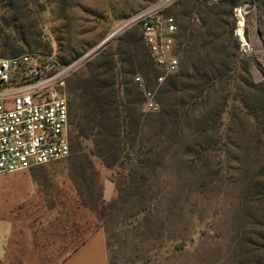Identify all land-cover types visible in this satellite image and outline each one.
<instances>
[{
  "label": "rangeland",
  "instance_id": "374dc122",
  "mask_svg": "<svg viewBox=\"0 0 264 264\" xmlns=\"http://www.w3.org/2000/svg\"><path fill=\"white\" fill-rule=\"evenodd\" d=\"M162 1L0 0V57L40 52L66 63L105 41L69 78L68 94L92 79L120 85L122 106L109 112L119 114L126 146L116 167L97 164L84 181L68 160L0 177V264H62L98 230L112 264H264V0L165 4L180 68L153 113L130 88L135 75L153 87L156 73L128 63L144 59L139 28L111 35ZM74 103L70 118L88 153L92 123ZM87 186L113 203L102 219L82 205Z\"/></svg>",
  "mask_w": 264,
  "mask_h": 264
},
{
  "label": "built area",
  "instance_id": "2783aa9c",
  "mask_svg": "<svg viewBox=\"0 0 264 264\" xmlns=\"http://www.w3.org/2000/svg\"><path fill=\"white\" fill-rule=\"evenodd\" d=\"M169 1L137 12L111 35L131 26L140 30L158 71L153 87L141 75L132 78L146 112L160 110L157 93L180 68L177 24L172 16L161 12ZM102 44L66 63L51 53L0 57V177L71 156L68 80Z\"/></svg>",
  "mask_w": 264,
  "mask_h": 264
},
{
  "label": "trees",
  "instance_id": "16d2710c",
  "mask_svg": "<svg viewBox=\"0 0 264 264\" xmlns=\"http://www.w3.org/2000/svg\"><path fill=\"white\" fill-rule=\"evenodd\" d=\"M142 45L144 49V59L142 60V62L139 59L135 61L134 59L137 57H135L136 54H133V56H131V58L128 60V63L130 66H135L136 63V65L144 66L148 71L153 70L156 73L154 74V76H152V78L155 79L158 71L155 69L154 63L147 51L143 40ZM178 76L179 75L177 74L173 78H178ZM130 88L136 90L140 98V103L142 104L140 94L132 81H130ZM119 89L120 85H118L117 88L110 89L101 85V83H99L97 79H92L90 81H86L85 83L83 82V84L73 90V92L71 93L73 97L72 99L69 95V104L73 106L75 105V101H81L82 104L79 109H81V111L83 112H86L92 123L89 130V138L91 137L92 145L89 148V152L84 153L83 148L81 147V142L79 141L80 135L76 133V127L71 121L70 141L72 152L71 156L66 160L69 161V171L73 176H75V178L80 179L81 181H84L85 178H87L86 174L89 171L92 175L97 174V164L102 166L104 165L109 169H113L114 167H116V161L118 160L119 153L126 150V146L121 144V141L119 140L121 133V131L118 129L120 122L119 114L116 113L114 118H111L109 112L110 106H115L116 110L118 109V107L122 106L119 99ZM128 103L130 102L127 100V104ZM76 115L77 113L75 112V117L73 118V120L76 119ZM141 121V115H138L135 119V124L139 132L144 130V125L141 123ZM100 137L104 138V144H100V142H98V139ZM139 162L144 163L143 160H139ZM76 185H79L78 187L80 189V184H78V182L76 183ZM90 190L91 189H89L88 193L89 201L87 202L86 200L82 199V205L84 208L89 209L94 217H96L97 219H102L105 211L107 209L113 208V203L111 202L106 204L103 199L102 192L100 193V195H98V197L95 198ZM79 195L83 196V193L79 191ZM78 247L76 249H78ZM108 247L109 244L107 242V249H109ZM76 249L74 251H76ZM109 264H112L110 260Z\"/></svg>",
  "mask_w": 264,
  "mask_h": 264
},
{
  "label": "crops",
  "instance_id": "0c3cea01",
  "mask_svg": "<svg viewBox=\"0 0 264 264\" xmlns=\"http://www.w3.org/2000/svg\"><path fill=\"white\" fill-rule=\"evenodd\" d=\"M62 264H109L105 232L93 233Z\"/></svg>",
  "mask_w": 264,
  "mask_h": 264
},
{
  "label": "bare ground",
  "instance_id": "6f19581e",
  "mask_svg": "<svg viewBox=\"0 0 264 264\" xmlns=\"http://www.w3.org/2000/svg\"><path fill=\"white\" fill-rule=\"evenodd\" d=\"M242 12L240 11V10H238V15H239V17H241L240 19V27H242V25H243V18H242V14H241Z\"/></svg>",
  "mask_w": 264,
  "mask_h": 264
}]
</instances>
